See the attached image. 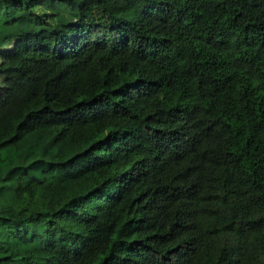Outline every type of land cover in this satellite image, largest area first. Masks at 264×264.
<instances>
[{
  "label": "trees",
  "instance_id": "1",
  "mask_svg": "<svg viewBox=\"0 0 264 264\" xmlns=\"http://www.w3.org/2000/svg\"><path fill=\"white\" fill-rule=\"evenodd\" d=\"M0 264H264V0H0Z\"/></svg>",
  "mask_w": 264,
  "mask_h": 264
}]
</instances>
